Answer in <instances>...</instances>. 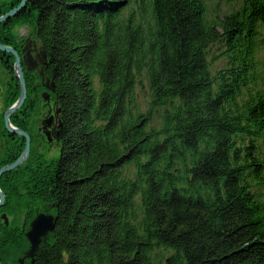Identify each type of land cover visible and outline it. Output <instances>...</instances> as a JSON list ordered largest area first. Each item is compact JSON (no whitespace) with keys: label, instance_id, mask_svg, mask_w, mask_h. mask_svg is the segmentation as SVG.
<instances>
[{"label":"trees","instance_id":"16d2710c","mask_svg":"<svg viewBox=\"0 0 264 264\" xmlns=\"http://www.w3.org/2000/svg\"><path fill=\"white\" fill-rule=\"evenodd\" d=\"M211 1L28 0L0 24L15 49L33 27L61 110L58 158L0 180L55 206L35 264H264V0Z\"/></svg>","mask_w":264,"mask_h":264},{"label":"flooded vegetation","instance_id":"af4514ba","mask_svg":"<svg viewBox=\"0 0 264 264\" xmlns=\"http://www.w3.org/2000/svg\"><path fill=\"white\" fill-rule=\"evenodd\" d=\"M37 45H38L37 41L29 38L28 36L25 39H21L18 42H16V49L14 48L20 54L22 60L23 57L26 56L27 54L30 53L32 55L34 61L37 64V67L34 71L28 73H32L33 75H35L42 83L41 88L39 84H35L36 85L34 87L35 91L33 92V97H35L34 98L35 102L33 103L32 106L30 103L28 104L29 106L28 111L26 112V116L21 117L22 122L20 123V126L18 127L14 126L16 129L28 133L31 140L30 155L28 159L20 167H22L29 160L33 151V144L36 137L39 136L50 145L57 144L59 147L61 146V138H60V130L62 128V123L60 122L61 113L57 112L60 109L58 110L59 105L57 103L56 97L54 98L53 96L54 93L50 92L47 88L48 80L45 79V69L47 68V66L44 67L42 65V60L44 59L42 58L43 48L41 47V49H39ZM4 55H8V54H4ZM23 67H24V71H26V67L24 65ZM5 70L8 73V70L6 68ZM42 72H44L43 76H41ZM41 89L44 90L41 91ZM28 91L29 90L27 88V99H29ZM46 91L50 93V99L48 102L44 101L45 102L44 111L42 112V116H40L41 122L36 125V128L34 127L35 129L34 128L32 129V127L34 126V121L32 123L31 120L32 114L34 110H36L37 108L36 105L38 103V99L40 97L42 98L43 93ZM2 93L3 90L1 89L0 97ZM21 109L18 110L14 115H12L11 118L15 116L17 113L20 116ZM4 114H3V122L1 120V115H0V141L3 142L1 144V148H2L1 156L3 157V159L0 161V165L2 164V162L8 160L9 158L15 157L18 153L20 156L24 151L27 143L25 138L17 134L11 133L6 129ZM11 118H10V122H11ZM50 118H52L50 123L45 124V121L49 120ZM19 150L22 151L19 152ZM10 164L2 165L0 166V169ZM9 191L4 192L5 200L4 203L0 205V263L1 264H35L38 248L42 242H45L48 239V235L42 237L36 251L34 252V254H32L31 252L32 242L29 239L27 232L31 228L32 221L39 214H46V215L50 214L57 217L55 206L52 202L50 201L47 202L43 197H40L38 195L36 196L29 195L28 193L25 192L26 195L27 194L29 195L30 199L29 200L27 199V201H25L26 203H25L23 218L21 223L17 225V215H16L17 202L13 200L12 196L19 195L23 197V193L14 192L15 194L12 193V195H9L8 193ZM36 202H43L44 203L43 208L42 209L38 208ZM31 206H35V207L32 208Z\"/></svg>","mask_w":264,"mask_h":264},{"label":"water","instance_id":"95a60500","mask_svg":"<svg viewBox=\"0 0 264 264\" xmlns=\"http://www.w3.org/2000/svg\"><path fill=\"white\" fill-rule=\"evenodd\" d=\"M27 2H28V0H21L20 4L16 8H13L9 12H7L6 14L0 16V24L5 22L6 20H9L13 17H16L17 14H19L22 10H24L26 8ZM0 52H2L3 54L11 55L15 58L14 70H15V75L19 81V86H20V97H19V99L16 101L15 104H13L10 108H8L5 111V114H4L5 127L9 132L17 134V135L25 138L26 142H27L24 151L18 157V159L15 162H13L12 164L4 166L0 169V180H1V178L4 174H6L8 172H12L15 169H17L18 167H20L28 159V157L30 155L31 140H30L29 134L22 131V130L16 129L14 126H12V124L10 122V118L12 115H14L18 110H20L22 108V106L24 105V103L27 99V85H26V81H25L23 65L26 67V72H32L36 69L37 64L34 61V58L32 57V55L30 53L27 54L26 56H24L23 60H22L20 54L14 48L7 46V45H4V44H1V43H0ZM42 58H44L42 60V65L44 67L48 66V57H47V54L45 53L44 50H42ZM43 74H44V72L41 73V76H43ZM47 88L52 93L56 92L55 85L53 83L51 84L49 82V80H48ZM42 98L45 102H48L50 99V93L45 92L42 95ZM60 111L61 110H59L58 113H60ZM51 120H52V118L45 121V124L50 123ZM4 200H5V194L0 189V205H2L4 203ZM56 218H57L56 216H53L50 214L49 215L39 214L32 221L31 228L27 232V235L32 242V251H31L32 254H34V252L36 251L38 244H39L40 240L42 239V237H45V236L49 235L51 232H53L55 225H56Z\"/></svg>","mask_w":264,"mask_h":264},{"label":"rangeland","instance_id":"374dc122","mask_svg":"<svg viewBox=\"0 0 264 264\" xmlns=\"http://www.w3.org/2000/svg\"><path fill=\"white\" fill-rule=\"evenodd\" d=\"M13 0H0V5H4L7 4L9 5ZM237 0H212L211 1V7L212 8H217L219 9L221 12L224 11H229L230 7L234 4V2H236ZM16 8V7H15ZM15 36L17 39V42L21 39H25L26 37L29 36V38L34 39L37 41L38 45L37 47H39V49H41V45L37 39V35L34 32L33 27L30 26H17L16 30H15ZM11 47V46H10ZM221 66V63H218V67ZM48 67V66H47ZM15 71V70H14ZM24 71V75H25ZM16 76V75H15ZM37 78V77H36ZM10 77L9 74L7 73V71L5 70L4 66L2 65L1 61H0V92L1 89L3 90V93L0 97V112H1V118L3 117V114L5 113L6 109V104L8 103V82H10ZM35 84H39L40 88H41V81L37 78ZM44 89H41V91H43ZM47 92V91H46ZM45 93V92H44ZM43 93V94H44ZM55 98V96H54ZM27 101V100H26ZM30 102V100H29ZM26 103V102H25ZM45 102L44 100H42V98L40 97L38 99V103L36 105V110H34L33 114H32V123L34 121V126L32 127V129L35 127L36 125L39 124L41 122V117L42 116V112L44 111V105ZM59 110V107H58ZM58 112V111H57ZM31 122V121H29ZM34 128V129H35ZM3 142L0 141V161L3 159L2 155V148H1V144ZM32 154H34V156L36 157V159H44L47 161H51L54 160L56 158H58L59 154H60V147L57 144L54 145H50L48 144L46 141H44L42 138H40L39 136L36 137L34 144H33V151ZM29 190H13V191H9V195H12L13 192L15 193H23V197L16 195V196H12L13 200L17 205V225H19L22 221L23 218V213H24V208H25V201H27V199L29 200L30 197L29 195H33L36 196L37 194H25V192H28ZM39 196V195H38ZM36 205L38 208H43L44 203L43 202H36ZM46 206V205H45ZM32 208L35 206H31Z\"/></svg>","mask_w":264,"mask_h":264}]
</instances>
